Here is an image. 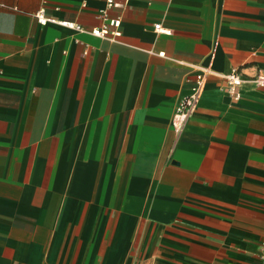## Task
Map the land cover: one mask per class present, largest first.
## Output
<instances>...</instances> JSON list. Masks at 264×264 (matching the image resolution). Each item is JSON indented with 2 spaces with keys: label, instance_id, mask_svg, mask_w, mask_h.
I'll use <instances>...</instances> for the list:
<instances>
[{
  "label": "crops",
  "instance_id": "1",
  "mask_svg": "<svg viewBox=\"0 0 264 264\" xmlns=\"http://www.w3.org/2000/svg\"><path fill=\"white\" fill-rule=\"evenodd\" d=\"M234 68L264 71V0H0V264H260L264 88Z\"/></svg>",
  "mask_w": 264,
  "mask_h": 264
},
{
  "label": "built area",
  "instance_id": "2",
  "mask_svg": "<svg viewBox=\"0 0 264 264\" xmlns=\"http://www.w3.org/2000/svg\"><path fill=\"white\" fill-rule=\"evenodd\" d=\"M108 1L110 5L114 2V0H108ZM35 17L42 24L53 22V23H58L65 27H69L79 31H84V28L81 25L76 24L74 22L66 21V20H57L46 16L45 11L43 9L36 12ZM120 25H121L120 18L111 19V20L108 19L101 27H97L93 29L91 32L94 35L104 38L116 37L120 34V30H119ZM111 27H113V29ZM155 29L158 31H163L168 34H171V31H166L165 29H163L160 23L155 25ZM206 74L218 75V73L212 71L210 68L203 67L201 72L197 74L196 85L193 87L192 91L189 94L181 97L175 107V112L172 119V126L178 137H180L184 133L190 121V118L196 108L200 93L203 88L204 79H205L204 77ZM221 76L226 81L227 91L235 99L240 98L241 87L245 82L251 83L255 88H264V71H258L254 75H244L243 73H241L239 69L234 68L229 73ZM260 264H264V255L261 257Z\"/></svg>",
  "mask_w": 264,
  "mask_h": 264
}]
</instances>
